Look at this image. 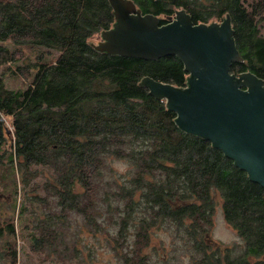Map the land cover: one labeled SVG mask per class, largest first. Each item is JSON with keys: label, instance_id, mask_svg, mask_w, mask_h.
<instances>
[{"label": "trees", "instance_id": "1", "mask_svg": "<svg viewBox=\"0 0 264 264\" xmlns=\"http://www.w3.org/2000/svg\"><path fill=\"white\" fill-rule=\"evenodd\" d=\"M133 1L160 24L177 9L194 24L229 14L243 58L230 72L250 71L264 81L257 22L264 2L249 9L241 0ZM113 21L107 0H0V67L20 69L17 53L28 61L23 87H6L0 74V125L7 119L12 128L9 173L18 175L15 189L33 191L30 202L46 206L34 223L28 205L17 204L21 234L36 252L60 248L67 264L92 263L94 245L77 239L83 230L121 264H171L142 252L150 229L163 227L192 264H264V188L209 141L181 131L175 113L139 87L144 76L184 86L188 73L176 56L151 61L93 49L90 39ZM22 48L32 49L34 59ZM118 163L121 172L112 169ZM218 206L243 243L238 253L207 240ZM17 235L13 219L0 223V241L14 245ZM9 251L14 262L16 250Z\"/></svg>", "mask_w": 264, "mask_h": 264}, {"label": "water", "instance_id": "2", "mask_svg": "<svg viewBox=\"0 0 264 264\" xmlns=\"http://www.w3.org/2000/svg\"><path fill=\"white\" fill-rule=\"evenodd\" d=\"M114 21L90 43L98 53L142 60L176 56L188 73L184 86L144 76L138 85L167 110L183 132L210 142L264 188V81L250 71L231 73L242 62L229 14L194 24L184 9L166 23L144 13L133 0H107ZM2 132L8 133L0 125Z\"/></svg>", "mask_w": 264, "mask_h": 264}, {"label": "rangeland", "instance_id": "3", "mask_svg": "<svg viewBox=\"0 0 264 264\" xmlns=\"http://www.w3.org/2000/svg\"><path fill=\"white\" fill-rule=\"evenodd\" d=\"M257 1L258 0H241L243 6L249 9ZM260 1L264 2V0ZM161 17L163 18V16ZM257 20L259 30L264 35V10L258 15ZM98 40L99 34L93 36L90 39V43H97ZM6 45L8 47L13 46L11 44ZM31 50L32 49L29 48H22L21 51L25 56L30 57V59H34V54ZM17 56H20V59L18 60V66L20 69H16L15 66L9 67L10 65L7 64H3L0 67V74L6 80V83L4 84L8 88L23 87L27 85L28 82L25 73V64L28 61L25 60L22 62L21 54L19 55L17 53ZM3 124L7 128L8 133H3L6 140L4 142V146L0 148V223L13 219L15 224H17L18 235L14 239V245L13 241H9V244L6 243V240H9L7 237L4 239L5 241H0V264H67L61 256L60 248L56 253L47 248H45L44 252H36L29 241V235H22L21 230H19V219L16 211L18 203L28 205L29 211L32 212L29 216L31 219H35L34 223H36L37 220L36 216L38 214H42L45 211L46 206L30 202L32 197L33 199L35 198L33 191L26 193L27 198L25 199L24 196L26 195L24 194L22 188L17 186V189H15V181H17L18 175L14 174L13 176L12 173H9L11 167L7 162V154L10 151L9 143H12V128L10 121L7 119L3 121ZM112 169L121 172L125 169V167L118 163L113 164ZM40 195L42 196L43 194L40 193ZM50 206L51 204L49 205V208ZM213 218L214 224L210 230V237H208L207 240L212 244H214V242L218 243L221 248L228 247L233 249L235 253H238L243 246V243L235 231L225 222L221 207H217ZM31 219H26L25 224L32 226L33 221ZM77 220L80 221V217H77ZM134 232L135 229L128 230L124 243H127L130 246L132 242H135L133 241ZM77 239L81 240V244L87 243L94 245L96 252L92 255V263L89 262L90 264H97L99 262L103 264H121L118 258L114 255V252L109 248L103 247V244H100L98 239L95 240L93 236L90 235L89 231L83 230L80 235L77 234ZM147 241L149 242L148 247H146L142 252L149 254L153 261H156L155 259L160 256H164L165 258L168 257L171 264H192L191 256L186 249H183L182 242L174 239L168 229L160 227L158 230V227H152L150 229V238ZM13 248L16 250L14 262L9 251L13 250ZM165 253H167V255ZM94 257H96V261L94 260ZM85 260L86 262L88 261L87 258H85Z\"/></svg>", "mask_w": 264, "mask_h": 264}]
</instances>
